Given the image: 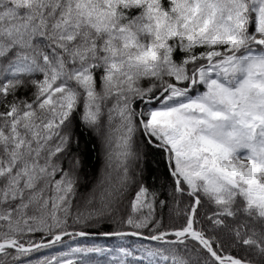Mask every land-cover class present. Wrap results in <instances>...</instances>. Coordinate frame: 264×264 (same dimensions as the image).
Returning a JSON list of instances; mask_svg holds the SVG:
<instances>
[{"label": "snow or ice", "instance_id": "6c2138e0", "mask_svg": "<svg viewBox=\"0 0 264 264\" xmlns=\"http://www.w3.org/2000/svg\"><path fill=\"white\" fill-rule=\"evenodd\" d=\"M0 264H264V0H0Z\"/></svg>", "mask_w": 264, "mask_h": 264}, {"label": "trees", "instance_id": "16d2710c", "mask_svg": "<svg viewBox=\"0 0 264 264\" xmlns=\"http://www.w3.org/2000/svg\"><path fill=\"white\" fill-rule=\"evenodd\" d=\"M83 143L84 142L82 141V145H83ZM83 160H84L85 167L88 169H91L93 167H96V168L99 167L97 159L95 158L94 155H89V153L87 151V147H84V149H83ZM99 242L103 243V240H101Z\"/></svg>", "mask_w": 264, "mask_h": 264}]
</instances>
